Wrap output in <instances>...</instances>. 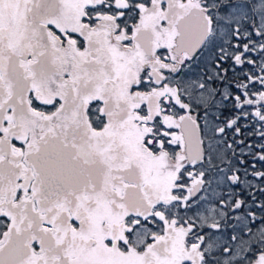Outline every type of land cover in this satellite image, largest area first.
Returning a JSON list of instances; mask_svg holds the SVG:
<instances>
[{
    "label": "snow or ice",
    "instance_id": "obj_1",
    "mask_svg": "<svg viewBox=\"0 0 264 264\" xmlns=\"http://www.w3.org/2000/svg\"><path fill=\"white\" fill-rule=\"evenodd\" d=\"M0 264H264V0H0Z\"/></svg>",
    "mask_w": 264,
    "mask_h": 264
}]
</instances>
